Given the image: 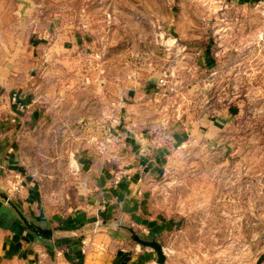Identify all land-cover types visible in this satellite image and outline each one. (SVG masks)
I'll return each mask as SVG.
<instances>
[{"label": "rangeland", "instance_id": "374dc122", "mask_svg": "<svg viewBox=\"0 0 264 264\" xmlns=\"http://www.w3.org/2000/svg\"><path fill=\"white\" fill-rule=\"evenodd\" d=\"M8 149L2 191L16 206L35 188L63 214L102 192L126 200L124 247L146 264L157 253L134 234L162 246L163 264H255L264 0H0Z\"/></svg>", "mask_w": 264, "mask_h": 264}, {"label": "crops", "instance_id": "0c3cea01", "mask_svg": "<svg viewBox=\"0 0 264 264\" xmlns=\"http://www.w3.org/2000/svg\"><path fill=\"white\" fill-rule=\"evenodd\" d=\"M8 152H0V264H146L151 258L149 252H139L136 246L126 243L128 248L124 247V221L126 211H130L124 205L126 200L105 199L101 192L95 201L77 202L63 214L47 213L40 190L32 188L23 204L16 206L2 191L6 186L4 167L17 163L14 153L9 155L11 149ZM100 181L99 188L105 185L103 179ZM83 239L89 243L85 255L81 251Z\"/></svg>", "mask_w": 264, "mask_h": 264}, {"label": "water", "instance_id": "95a60500", "mask_svg": "<svg viewBox=\"0 0 264 264\" xmlns=\"http://www.w3.org/2000/svg\"><path fill=\"white\" fill-rule=\"evenodd\" d=\"M43 232L48 234V233H50V230H43ZM132 238L138 244L143 245V246H148V247H151L152 249H154L157 253V256H158L157 263L158 264L164 263V261H165L164 250L158 242L153 241V240L152 241L143 240L142 238H140L136 234L132 235ZM263 260H264V252L259 256V258L255 264H261Z\"/></svg>", "mask_w": 264, "mask_h": 264}, {"label": "built area", "instance_id": "2783aa9c", "mask_svg": "<svg viewBox=\"0 0 264 264\" xmlns=\"http://www.w3.org/2000/svg\"><path fill=\"white\" fill-rule=\"evenodd\" d=\"M16 176H17V178H19L20 177V173L17 174ZM21 182H22V179L19 178L18 181H16L14 188L15 189H19V187L22 186ZM88 250H89V243H88V241L86 239H83L82 240V248H81L82 254L85 255L88 252Z\"/></svg>", "mask_w": 264, "mask_h": 264}]
</instances>
